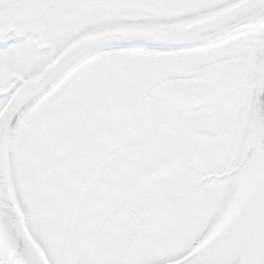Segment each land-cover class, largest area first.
<instances>
[{"label": "snow or ice", "instance_id": "snow-or-ice-1", "mask_svg": "<svg viewBox=\"0 0 264 264\" xmlns=\"http://www.w3.org/2000/svg\"><path fill=\"white\" fill-rule=\"evenodd\" d=\"M0 264H264V0H0Z\"/></svg>", "mask_w": 264, "mask_h": 264}]
</instances>
